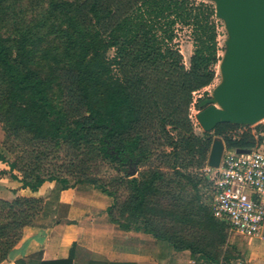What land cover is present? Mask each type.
Returning <instances> with one entry per match:
<instances>
[{"label":"trees","instance_id":"16d2710c","mask_svg":"<svg viewBox=\"0 0 264 264\" xmlns=\"http://www.w3.org/2000/svg\"><path fill=\"white\" fill-rule=\"evenodd\" d=\"M46 12L43 30L13 49L0 34V123L7 150L20 152L12 160L0 154L9 165L0 172L31 191L55 181V195L91 185L111 197V221L166 240L195 264L218 262L228 224L212 214V195L202 197L212 184L204 170L210 147L218 137L225 150L253 149L264 122L194 131V93L213 82L221 59L214 3L48 0ZM178 25L191 28L188 66L173 44ZM60 151L66 158L53 163ZM151 157L168 169L143 167ZM99 160L125 172L111 179L115 188L93 174ZM49 203L0 197V264L24 228L49 216Z\"/></svg>","mask_w":264,"mask_h":264},{"label":"crops","instance_id":"0c3cea01","mask_svg":"<svg viewBox=\"0 0 264 264\" xmlns=\"http://www.w3.org/2000/svg\"><path fill=\"white\" fill-rule=\"evenodd\" d=\"M260 145L264 147V133ZM5 169L0 163V171ZM6 176L0 172V191L6 190ZM55 187V181H45L37 191H31L17 181L7 189L12 197L34 196L50 201V212L24 228L3 264H67L65 260H70L69 264H195L187 251H176L166 240L111 221V197L91 185L79 184L57 195ZM55 218L58 222H53ZM242 237L239 241L226 240L224 244L232 252L227 254L223 245L218 262L209 264H264V238ZM71 250L74 254L69 259Z\"/></svg>","mask_w":264,"mask_h":264},{"label":"water","instance_id":"95a60500","mask_svg":"<svg viewBox=\"0 0 264 264\" xmlns=\"http://www.w3.org/2000/svg\"><path fill=\"white\" fill-rule=\"evenodd\" d=\"M216 17L224 20L228 32L221 58V82L196 117L204 131L219 123L253 125L264 119V0H211ZM218 104V105H216ZM225 150L221 138H214L207 164L218 167ZM237 153L249 149L237 148Z\"/></svg>","mask_w":264,"mask_h":264},{"label":"rangeland","instance_id":"374dc122","mask_svg":"<svg viewBox=\"0 0 264 264\" xmlns=\"http://www.w3.org/2000/svg\"><path fill=\"white\" fill-rule=\"evenodd\" d=\"M209 1L211 3H214L211 0H205ZM47 3L48 0H0V34L6 39L7 44L10 48H14L17 40L21 36H33L36 33H40L42 31V24L44 22V19L47 18ZM218 44L222 48V50L219 51V54L222 56L224 55V50L226 47V40L228 38V32L225 27L224 20L221 18H218ZM176 36L173 40V44L175 47H177L183 57V62L186 66L189 65L190 56L193 53V40L191 36V28L188 26H176L175 30ZM15 51V50H14ZM114 54V48L109 49L108 55L112 56ZM220 62L216 66V76L213 80V82L208 85L207 87L201 89L200 91H197L194 93V99L191 103L190 109H189V115L190 119L192 120V123L194 125V131L198 135L203 136V128L199 124L197 120V113L199 110H201L203 107H205L207 104L202 105V102L204 99L208 97L213 96V91L215 87L221 82L222 80V74L220 69ZM218 105V104H216ZM264 119L261 120L259 123H263ZM255 124L251 125L254 126ZM8 146L5 144V132L2 128V124L0 123V154H3L7 160H12L16 155H20V152H9L7 149ZM225 151V150H224ZM224 153V152H223ZM60 159L52 161L53 163H60L62 159L64 160L66 157L64 156V153L62 151L56 153ZM209 155V154H208ZM162 159L158 161V159L151 157L150 159L145 162L143 167H147V165L155 164L160 165L164 169H168L166 164L162 163ZM0 163L6 167V171L9 170V165L6 161L0 160ZM97 168L92 169L93 174L100 180L105 181L107 186L112 188H115L116 186H112L113 184L111 179L114 177L120 175L121 172L117 166H113L110 163H105L104 161L99 160L97 162ZM205 173L210 181H212V184H208L207 186H202L201 192L203 200H208L211 198V195L214 190V182L211 179L214 177L215 169L214 167L206 165V168L204 169ZM186 171L191 172L193 174V168H188ZM7 174V180L4 181L6 185L5 191H0V195L4 197H7L6 195H9L8 197H12L11 193L7 191V189H10L11 187L15 186L17 181L16 179L9 178L11 177L9 173ZM123 190L119 188V195L122 197ZM243 237L240 234L230 232L227 230L226 234V240L231 241H239ZM226 242V241H225ZM225 246V244H224ZM226 247V246H225ZM227 254L230 253V247H226ZM223 250V247H222ZM232 252V251H231Z\"/></svg>","mask_w":264,"mask_h":264},{"label":"built area","instance_id":"2783aa9c","mask_svg":"<svg viewBox=\"0 0 264 264\" xmlns=\"http://www.w3.org/2000/svg\"><path fill=\"white\" fill-rule=\"evenodd\" d=\"M214 169L212 214L230 232L264 238V147L259 144L246 153L225 150Z\"/></svg>","mask_w":264,"mask_h":264}]
</instances>
